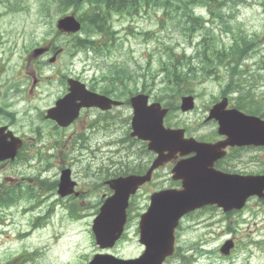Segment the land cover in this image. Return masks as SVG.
Instances as JSON below:
<instances>
[{
    "label": "rangeland",
    "instance_id": "374dc122",
    "mask_svg": "<svg viewBox=\"0 0 264 264\" xmlns=\"http://www.w3.org/2000/svg\"><path fill=\"white\" fill-rule=\"evenodd\" d=\"M0 1L3 2V0ZM18 1L11 2V5L15 8L11 11H9L10 3L3 5L8 11L5 14L16 12L12 16V19H0L2 40L7 38V34L11 39L15 40V29L17 32V41L15 40L17 42L16 53L9 56L0 50V79H4L5 81L12 80V75L21 71L20 65L23 62L21 58L23 55H26L24 49L34 39L41 41L47 31L41 20V12H43L47 0H21L20 4H24L25 8L20 9L24 13L17 15L16 7ZM233 1L234 3H228L226 6L233 9H225L224 7L222 10L225 20L230 26V31L235 32L240 29L248 39L255 37L256 41L261 43L258 47V56H255V60L252 63V70L255 71V63L258 67L261 65L264 67V40L262 39L264 34V0ZM89 6L87 3L82 8L86 9ZM0 7L2 6L0 5ZM47 7L49 15L55 17L57 12L55 4ZM38 10L39 13L36 12ZM231 13H234L233 18H227L226 14ZM109 21L111 29L114 32V42H117L118 47L116 49L112 48L109 51L113 53L108 58L97 57L94 58V62L90 60L84 62L86 57L83 50L76 52L75 57H69L70 44L68 40L70 41L71 39L66 38V53L60 57V61L56 67L64 70L65 73L68 72V74L79 75L82 73L86 78L82 77L81 79L87 83L93 74L98 75L100 72H105L107 65L116 61L126 62L133 73V80H130L128 84L129 88L134 90L142 88L145 85L147 91L151 94V100L157 97L163 102L165 99L172 98L171 103L174 105V103H177L180 94L187 90L195 97V109L186 114H182L180 111L174 113L169 118L172 124L170 127L174 128L175 125L179 128L187 127L190 132L200 136L201 134L205 135L206 132H212L213 124L215 123L213 121H206L205 117L212 100L219 95V85L217 82L209 80L211 79L209 75L213 74V70H215L218 77L224 79L226 73L223 68L217 67L216 69H211L209 73H204L200 68H197L195 69L196 74L193 78L187 79V83L178 84L168 82L164 72V69L168 67V62H171L168 59L169 56L172 61H179L180 56H189L194 48L189 43L190 40H187L183 34L181 18L177 15L174 16V13L166 18L161 12H152L150 10L149 12H145L144 15L139 11L136 15L126 14V17L123 18L117 15V13L112 14L109 17ZM201 26L202 23H199L198 30ZM222 30V22L215 21L211 30L212 37L214 39L217 38L223 45H228L231 41V36L221 33L223 32ZM145 32L153 33L143 38L142 35ZM78 35L85 36L83 33ZM220 35L221 38L218 37ZM109 38L111 39L112 37L107 36V39ZM170 49L173 51L172 53ZM88 58L92 57L89 56ZM70 62L71 64L69 65ZM181 65L183 66V62H181ZM54 73V69L52 68H50V71H47L49 75ZM260 73L264 77V71H260ZM252 74L256 77L257 89L256 91L252 90L250 92L249 90L246 92L247 95L249 94V97L254 98L251 99L252 101L254 100V105H247V108L251 112H255L258 106L255 103L258 102L263 105L262 109L264 111V81L254 73ZM18 80L19 78H16L14 82L16 83ZM39 92L44 96L46 94L56 96L54 93L56 90L52 88L48 89V87L40 89ZM234 98L237 99L238 95H234ZM21 106L23 107L24 105L22 103L19 104L16 110H21ZM130 117V110L123 107L109 114L110 125L104 131H95V133L89 135L92 132L90 127L85 128L82 124L68 129L76 130L77 132H81V134L86 133L88 142L83 145L81 151L78 148H74L72 152L68 153L65 158L67 162L54 159L53 164L57 162L58 166L64 165L70 168L71 178L75 184L80 189L86 187V190L91 188L93 191L90 195L79 193L76 197L63 198L57 195L58 198H61V201L58 202V205L55 203L51 211L46 207L37 209V211H24L22 209L3 211L0 217V264H79L81 261L79 257L84 258L83 262H86L90 260L89 257L92 253L103 252L95 244L90 228L92 216L95 213V208L92 205L98 197L109 195L105 182L112 178L108 171L110 161L117 160L123 155L125 160L129 161V166L132 167L137 166L140 161L150 158V155L145 152L142 144L127 141L129 137L127 124L130 122ZM33 119H35V116H33ZM208 123L209 125L207 126ZM215 127L217 129V125ZM42 130L44 133L50 134L52 132L50 127L48 130ZM74 134L75 132L70 135L74 136ZM116 138H121L125 142L128 148L127 151L123 153L122 146L117 145L114 141ZM111 141L115 145L109 146V142ZM136 151L143 153L140 159L136 155ZM252 152H254L253 154L256 155L258 160V171L263 170V153L260 149ZM4 166L0 167V173L2 174L6 171L3 168ZM57 171L58 169L53 170V172L43 174V176H50L51 178L57 175ZM168 174L169 170L163 169L159 171L157 177L160 179L158 181L155 180L151 186L158 183L167 186V181L170 178ZM51 180L53 181L52 178ZM31 182L34 183V181ZM80 189L78 190L80 191ZM146 196L143 192L134 199L126 233L108 252L116 254L115 256L118 257L128 258L138 256L143 251V247L138 241L137 223L139 220L138 216L143 213L142 209L144 208ZM54 197V194H51L49 200L54 199ZM73 198H78L80 202H85L80 203L81 208L77 207L78 209H76L75 207L74 212H79L81 215L78 213L79 215L71 216L69 215L68 208H65L69 205L66 202H69ZM87 204H90L91 208ZM46 215L48 216L47 218ZM192 219L199 220L197 217H192ZM194 223L186 219L181 229L178 230L175 238L177 252L170 258L167 264H188V262L202 264V259L196 257L198 254L194 255L193 253L199 250L201 242L198 240H204L202 237L204 232L199 230L200 226L195 228L196 231H194L195 229L190 227ZM195 243L198 244L195 245ZM212 248L213 244H210L209 250L212 251ZM205 249H207L206 245ZM258 255L259 257L261 255L263 257V261H259V264H264V255L262 253Z\"/></svg>",
    "mask_w": 264,
    "mask_h": 264
},
{
    "label": "flooded vegetation",
    "instance_id": "af4514ba",
    "mask_svg": "<svg viewBox=\"0 0 264 264\" xmlns=\"http://www.w3.org/2000/svg\"><path fill=\"white\" fill-rule=\"evenodd\" d=\"M11 10L12 8L9 11ZM6 12H8L6 7L0 9V19L4 18L10 20L16 13L9 12L5 14ZM37 12L39 13V11ZM21 13L23 12H17V15ZM41 20L45 25V30L47 31L45 32V36L41 39V41H37V39H34L33 42H31L28 47L24 49L26 55H23L21 58L23 59V62L20 65L21 71L19 73H14L12 75V80L5 81L4 79H0V126H5L6 129L12 132L14 136L23 138L25 135H34L35 138L37 136L36 139H48L49 143H51L52 139L55 138H60L59 140L62 141L63 139H61V137L64 136L63 133H65L68 128L72 129L74 126H77L79 124H82V126L85 128L90 127V130L92 132L89 135H92L93 133H95V131L106 130V127L110 125L108 114L109 112H104L97 108L82 109L76 121L66 129L58 127L54 121L45 118L47 111L53 108L55 106V103L60 98H62L63 95L66 94L68 84L65 74H60L64 73V70H61L59 67H57V72H55V74L51 76V79L53 80L52 86L49 85L50 75L44 74L48 71L49 67L54 68L55 65L59 63L60 56L62 55L61 53H58V51L61 48L64 49L65 34L58 32L55 27L49 26V14L48 12H46V10H43V12H41ZM15 33V40L17 41L16 29ZM15 40L11 39L8 34L7 38H4L2 40V35L0 34V50L4 52L5 55H14L17 49V42H15ZM36 48H44L47 49V51L40 54L39 56H36L32 53V51ZM52 56H56V59L53 63H50L49 61ZM16 78H19V80L15 83L14 79ZM26 82L27 84L25 85ZM41 86L56 90V92H54L56 96L54 97L53 94H46L45 96L41 95L39 92ZM87 88L90 90L88 85ZM21 103L22 105H24L23 107L21 106V111L34 114L35 121H37L39 126L30 125L26 126L25 128L22 127L20 130L16 126V124H13V121L6 124L7 118L5 111L13 113L17 111L16 108ZM31 122H33V120ZM208 125L209 123L207 124V126ZM215 125L216 124H213L212 132L205 133L208 136H204L203 134H201V136L196 134L192 135L190 134L189 129H186V131L188 132V137H193L200 142H223L225 138L221 136L219 137ZM49 127L51 128L52 132L50 133V136H47L48 133H44L42 129L48 130ZM28 131L30 135L26 134V132ZM69 131H75L76 138H79V136L81 135V132H77L76 130ZM41 136L44 137L42 138ZM69 137L72 138V135H69ZM114 141L117 145L122 146V151L128 150L125 142L121 138H116L114 139ZM109 143L112 144V141ZM256 150L257 147L254 146L225 147L223 149V152H221L222 150H220L219 153H223V155L214 163V167L218 171L234 174L239 177L247 178L262 174V172L264 171H258V160L256 155L253 154L254 152H252ZM193 155V153H191L187 157L180 156L178 154L173 155L170 160L167 161V163L163 166V168L159 169L162 170L166 168V170H169L170 184L164 189L179 190L181 188L180 180H173L171 178V172L175 170L179 172L180 177L184 176L188 179V173L183 168L179 167V163L182 160L187 159ZM27 157L29 156H26L25 158ZM56 160H61V155H58ZM152 161L153 160H147L144 162L146 169L142 174H144L149 166H151ZM253 165L255 166L253 167ZM49 169H52L53 171L56 169H60V166L57 165V162L55 164L52 163L51 166L46 165L44 171H47ZM108 169V171L110 172V176L113 179L116 177H124L128 175V171L125 173L124 170L120 168V160H117L113 163L111 162ZM159 170H157L152 175V182L143 185L140 190H146L148 186L152 185V183L156 179V173ZM174 176L175 173L173 175V178ZM162 189L163 188H155L151 193L160 191ZM209 207H203L197 210L196 213H201ZM214 207L215 206H211L212 209ZM258 214L264 215V201L257 197L249 198L247 202L244 203L242 208H236L233 211L222 213L224 217L218 223L207 224L205 226V229H202V231L204 232V240L201 241V253H199L198 250L193 254H198L197 257H201L202 264H259V261H261V259H259L258 261L257 256L259 253H264V251H259V244H261V242L264 243V228H261L259 230L257 227L258 223L264 225V219H258ZM226 243L229 249L224 248L223 251H221L220 247ZM210 244H213L214 247L212 251L205 249V245L207 246V249H209ZM261 247L264 249L263 246ZM84 264H87V262H85Z\"/></svg>",
    "mask_w": 264,
    "mask_h": 264
},
{
    "label": "water",
    "instance_id": "95a60500",
    "mask_svg": "<svg viewBox=\"0 0 264 264\" xmlns=\"http://www.w3.org/2000/svg\"><path fill=\"white\" fill-rule=\"evenodd\" d=\"M57 27L60 31L69 34L76 33L79 30L80 25L73 18V16H69L60 20ZM75 84L77 85V83ZM85 92L86 91L83 92L78 87H75V85L71 88V93L67 95L66 102L64 103L65 109L61 120L65 118L66 121H70L75 116L76 109L79 107V105H72L69 100L80 99L83 101L85 99L86 103L83 105L87 107L102 106L103 104H101L99 101L105 102L104 98H100L97 102H94L95 100L91 101L87 99L88 93ZM182 101L183 110L192 107L191 98H184ZM145 102L146 97L143 96H137L131 100L134 110V116L131 122L133 129L132 136H137L142 140H149V149H153L158 152L159 150H164V147L173 148L174 145L170 142L172 139L170 136L171 131L165 130L162 126L163 117L166 113V110H161L158 104L145 107ZM106 103L109 107L112 102L106 100ZM62 106L63 104L60 107ZM210 117H215L222 125V128L219 131L220 133L233 131L234 133L232 134L230 132V138L233 140L240 138V140H236L238 144L250 143L251 137L256 141H260L259 139H261V137L257 139L253 134L251 135V133L243 134V132L240 135H235L236 128L241 125L240 131H245L244 123L247 124L246 121H241L237 115L232 114L230 116L221 117V115L211 113ZM260 130L261 129L258 127L253 128V131ZM7 137L8 134H4L3 130L0 129V161L13 158L18 148V144L13 139L8 143L5 142L4 139ZM67 180L68 172L64 171L60 178V193H62V191L65 189ZM142 181V178H134L129 183L117 181V185L113 186V189H115L114 195L104 203L99 215L93 222L92 231L98 244L112 246L115 240L118 239L122 232L125 221L124 211L127 198L129 194L134 192V184L141 183ZM253 185L254 187H257V191L254 193H257L264 188L262 178L257 179V185L254 183ZM70 186L71 184L68 185V187ZM66 193H68L67 189L62 194ZM197 195H199L201 198H204L206 193L201 192L197 193ZM249 195L251 194L241 195V200ZM183 197L185 198L184 194L181 195L178 193H166L164 196L155 195L152 197L151 206L148 209L147 214L141 218L140 222V242L146 247V251L140 258L136 260L122 261L113 259L112 257H106L107 262H102L98 258L94 259L92 264H161L164 259L172 253V233L177 221L183 214L188 212L190 209H193L189 208Z\"/></svg>",
    "mask_w": 264,
    "mask_h": 264
},
{
    "label": "trees",
    "instance_id": "16d2710c",
    "mask_svg": "<svg viewBox=\"0 0 264 264\" xmlns=\"http://www.w3.org/2000/svg\"><path fill=\"white\" fill-rule=\"evenodd\" d=\"M226 1L232 2V0ZM217 2V0H96L92 2L94 5H92L93 8L85 11L81 16L82 33H84L85 36L77 38L75 45L78 48L91 51L94 55H105L108 52L107 49L110 48V45L104 43V41L99 37L96 39L100 40L99 42L102 44L98 46L97 41L92 39H95L94 35L97 33H103L106 35L109 32L110 27L107 25V20L111 10L123 12L126 9L128 12H132L133 15L134 13L137 14L139 11L145 13L152 10V12H161L166 18L167 16H171L173 13L175 16L178 14L177 12L180 11V15L184 22L182 25L183 34L190 36L195 29L198 30L197 28L199 27V23L202 21L201 19L193 17V6H206L214 18L221 21L224 15L221 11V5L223 3ZM65 6L73 7L75 10L80 8L81 4L75 0H65ZM225 31L230 32L233 47L231 48L230 53L224 58L235 63L237 58L241 57L244 48L248 47L249 40L245 39L243 34H240L241 31L234 33L233 31H229L228 27L225 28ZM214 52L221 53V51H216L215 47H203V53L201 54V59H199L201 66L200 69L202 72L209 73L210 68H217V66L228 65V68L233 67L229 64L230 62L223 64L224 58L220 54H210ZM184 61L188 62V60L183 59H179V61H171L170 63L168 62V67L164 69L168 82L179 83L180 81H184L186 83L187 78L191 74H193L191 76L195 75V70H193V68H191L192 71L189 70V62L187 63ZM181 62H183V66L181 65ZM235 64L237 65V63ZM233 76L234 73L231 74L232 80ZM112 78L113 80L118 81L114 76ZM227 89L228 88H226V90ZM32 194L33 192L30 193V195Z\"/></svg>",
    "mask_w": 264,
    "mask_h": 264
},
{
    "label": "bare ground",
    "instance_id": "6f19581e",
    "mask_svg": "<svg viewBox=\"0 0 264 264\" xmlns=\"http://www.w3.org/2000/svg\"><path fill=\"white\" fill-rule=\"evenodd\" d=\"M218 3V2H217ZM221 5V4H220ZM228 88V87H227ZM243 93V92H242ZM249 95V94H248ZM238 96H239V94H238ZM238 99V98H237ZM254 101V100H253ZM262 108V107H261ZM84 125V124H83ZM59 207V206H58ZM65 208H68V207H65ZM76 209H78L77 207H76ZM47 216V215H46ZM83 217V216H82ZM81 218V217H80ZM81 222V221H80ZM260 238V237H259ZM261 243H263V242H261ZM198 244V243H197ZM196 243H195V245H197ZM176 245V244H175ZM193 245V244H192ZM200 245V244H199ZM264 247V246H263ZM185 248V247H184ZM191 254V253H190ZM197 257V256H196Z\"/></svg>",
    "mask_w": 264,
    "mask_h": 264
}]
</instances>
